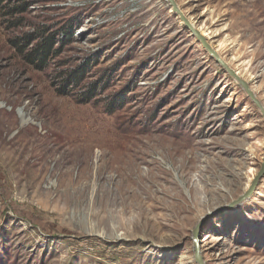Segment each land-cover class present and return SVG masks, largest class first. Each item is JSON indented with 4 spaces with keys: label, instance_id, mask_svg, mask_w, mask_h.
I'll list each match as a JSON object with an SVG mask.
<instances>
[{
    "label": "rangeland",
    "instance_id": "rangeland-1",
    "mask_svg": "<svg viewBox=\"0 0 264 264\" xmlns=\"http://www.w3.org/2000/svg\"><path fill=\"white\" fill-rule=\"evenodd\" d=\"M173 1L0 7V264H264V0Z\"/></svg>",
    "mask_w": 264,
    "mask_h": 264
},
{
    "label": "water",
    "instance_id": "water-1",
    "mask_svg": "<svg viewBox=\"0 0 264 264\" xmlns=\"http://www.w3.org/2000/svg\"><path fill=\"white\" fill-rule=\"evenodd\" d=\"M174 10H177V6L175 4V2L173 0H170ZM181 17L182 20L184 21L185 25L191 30V32L197 37V39H199L201 41V43L208 49V51H210L216 58V61L218 63H220L223 67H225L227 69V71L233 75L236 79H238L240 81V83L242 84V86L246 89V91L251 94V91L249 90L247 83L245 81H243L239 75L237 73H235V71L233 69H231L219 56L218 54L213 51L208 42L206 41V38L203 37L201 35V31L199 29H197L196 27H194L192 25V23L189 21V19L187 17H185V15H183L181 13ZM255 102L257 105L260 106V103L257 99H255ZM263 114H264V110H263ZM264 174V163L262 165L261 170L259 171V173L257 174V176L255 177V179L253 180L248 192H251L253 190V188L255 187V184L257 183L258 179ZM218 211H209L206 214H204L199 221L196 223V225L193 228L192 231V235H193V239H194V258L196 260V262L198 264H206L203 258V255L201 254V250H200V229L203 226V224L209 219L210 216L214 215L215 213H217Z\"/></svg>",
    "mask_w": 264,
    "mask_h": 264
},
{
    "label": "trees",
    "instance_id": "trees-1",
    "mask_svg": "<svg viewBox=\"0 0 264 264\" xmlns=\"http://www.w3.org/2000/svg\"><path fill=\"white\" fill-rule=\"evenodd\" d=\"M5 1L6 0H0V7L4 5ZM52 49H53V43L50 37H46L43 39V41H41L40 43L36 45V48L34 49V51L35 53L41 54V60L44 62L47 59V57L50 56Z\"/></svg>",
    "mask_w": 264,
    "mask_h": 264
},
{
    "label": "bare ground",
    "instance_id": "bare-ground-1",
    "mask_svg": "<svg viewBox=\"0 0 264 264\" xmlns=\"http://www.w3.org/2000/svg\"><path fill=\"white\" fill-rule=\"evenodd\" d=\"M201 35L203 36V37H205L206 38V35H207V32L206 31H201ZM11 139V138H10ZM12 140H14V138L12 137V139L10 140V142L12 141ZM105 155V154H104ZM112 155V154H111ZM115 156H117V155H115ZM121 157V156H120ZM122 157H124V155L122 156ZM128 157V156H127ZM112 158V157H111ZM129 158V157H128ZM113 159V158H112ZM127 159V158H126ZM123 160H125V159H123ZM121 160H119V162H120ZM126 161V160H125ZM112 162V161H111ZM122 162V161H121ZM120 162V163H121ZM127 163V162H126ZM114 164H117V165H119L118 164V161L116 160V159H114ZM111 165V164H110ZM137 166V165H136ZM116 166L114 165L113 166V168H115ZM122 167V166H121ZM101 168H102V166H101ZM117 169V168H116ZM120 169V168H119ZM99 170V169H98ZM72 171V170H71ZM133 175V174H132ZM137 179V178H136ZM135 179V180H136ZM121 185V184H120ZM66 186V185H65ZM135 196V195H134ZM95 213V212H94Z\"/></svg>",
    "mask_w": 264,
    "mask_h": 264
}]
</instances>
